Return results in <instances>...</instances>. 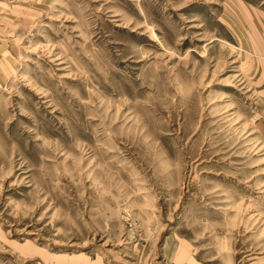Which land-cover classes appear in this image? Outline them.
Listing matches in <instances>:
<instances>
[{"label":"rangeland","instance_id":"374dc122","mask_svg":"<svg viewBox=\"0 0 264 264\" xmlns=\"http://www.w3.org/2000/svg\"><path fill=\"white\" fill-rule=\"evenodd\" d=\"M0 264H264V0H0Z\"/></svg>","mask_w":264,"mask_h":264}]
</instances>
